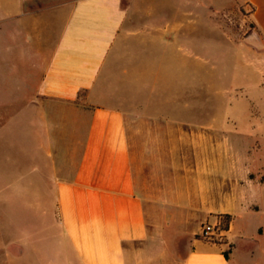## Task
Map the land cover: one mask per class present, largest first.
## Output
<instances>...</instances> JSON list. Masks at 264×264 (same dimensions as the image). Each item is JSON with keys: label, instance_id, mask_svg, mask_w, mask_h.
<instances>
[{"label": "crops", "instance_id": "crops-1", "mask_svg": "<svg viewBox=\"0 0 264 264\" xmlns=\"http://www.w3.org/2000/svg\"><path fill=\"white\" fill-rule=\"evenodd\" d=\"M132 9L0 0V264H244L237 241L258 242L237 226L264 177L181 116L169 24Z\"/></svg>", "mask_w": 264, "mask_h": 264}, {"label": "rangeland", "instance_id": "rangeland-1", "mask_svg": "<svg viewBox=\"0 0 264 264\" xmlns=\"http://www.w3.org/2000/svg\"><path fill=\"white\" fill-rule=\"evenodd\" d=\"M247 1L122 0V6H133L132 18H146L150 13L156 22L169 24L166 64L183 72L171 74L167 83L171 98L187 106L181 116L217 134L218 142L231 148L241 164L262 179L264 34L259 27L262 18L254 15L256 6ZM179 25L180 33L175 34ZM155 51V56L160 53ZM179 83L181 89L174 90ZM253 214L257 215L243 219L237 229H245L258 242L237 241L240 258L244 264H264V208ZM260 227L263 233L258 232ZM249 247L255 251L252 257L246 254Z\"/></svg>", "mask_w": 264, "mask_h": 264}, {"label": "built area", "instance_id": "built-area-1", "mask_svg": "<svg viewBox=\"0 0 264 264\" xmlns=\"http://www.w3.org/2000/svg\"><path fill=\"white\" fill-rule=\"evenodd\" d=\"M222 231H224V229H222L221 222L218 224H207L202 228L201 237L206 239L217 237L221 239L222 236L220 233Z\"/></svg>", "mask_w": 264, "mask_h": 264}, {"label": "trees", "instance_id": "trees-1", "mask_svg": "<svg viewBox=\"0 0 264 264\" xmlns=\"http://www.w3.org/2000/svg\"><path fill=\"white\" fill-rule=\"evenodd\" d=\"M220 218L222 219L221 220L222 229L227 230L232 217L230 215H223V216H220ZM229 252H230V250L225 252L226 258L229 257Z\"/></svg>", "mask_w": 264, "mask_h": 264}]
</instances>
